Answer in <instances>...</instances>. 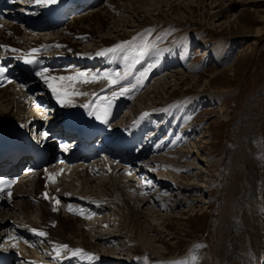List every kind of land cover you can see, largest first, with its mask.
Segmentation results:
<instances>
[{
  "label": "bare ground",
  "instance_id": "bare-ground-1",
  "mask_svg": "<svg viewBox=\"0 0 264 264\" xmlns=\"http://www.w3.org/2000/svg\"><path fill=\"white\" fill-rule=\"evenodd\" d=\"M12 1L10 9H13V11L20 9L18 8V3ZM101 1L97 0L96 3L86 6L83 10L82 8H77L72 21L55 30L42 20H38L34 24L29 19L25 21L24 17L20 16L19 13L8 12L6 19L0 20V49L2 52L11 51L20 55L23 53L32 54L34 50L44 49L42 56L48 61L49 66L55 61L59 64L64 61L65 63L60 67L73 64L84 66L83 68L85 69L87 67L92 68V70L88 71L87 77H85L90 81L89 83H83L82 79L84 78L72 81H59L58 79L52 81L58 90H67L69 93H86V95H70L68 99L71 100L72 104L62 105L59 103L56 95L53 94L41 77L25 85L24 88H18L13 83L8 88L1 90L0 126L14 121L15 118L25 114L26 99L32 100L42 97L45 105L51 107L52 110L59 106L62 108L74 106V109L77 107V109L83 110L85 109L84 105L88 104L93 98L96 99L98 104L106 101L104 98L112 100L111 103L127 104L140 92L135 97V101L139 104L137 103L138 107L136 110L134 109V114L142 116L143 119L147 117L152 120L159 117L163 118L164 116L169 117L167 116L168 111L174 113L176 117L184 114L183 116L186 118L184 110L204 98L205 91L202 89L205 87L210 88L211 84L208 81L203 83L200 79L201 77L198 78L200 67L187 66V63L181 65L174 61L176 52L180 51L185 58L190 54L189 44L191 41L187 36L184 38L185 41L182 46L175 45L172 48H156L153 46L151 51L142 57L144 61L142 65H139L140 67L135 75H133L134 73L131 74V71H126L130 77L122 83V87H131L132 90L123 96L118 95L115 99H112V93L119 92L121 87H117L116 90L108 93L109 87L112 85L110 86L107 80L97 79L92 81L91 78L93 76L102 77L104 74L114 77L118 74L115 64L124 65L125 62H128V59H131V55L135 56L140 51L139 47H136L138 46L136 42L128 45V41L138 39L141 35L145 36L151 26L160 24L167 18L174 21H181L182 19L185 21V14L187 12L193 13L192 8L200 7L202 9L200 11H203L210 18L208 24L212 22L210 27L222 28L225 25L229 26L230 20H235L236 16L232 14L228 21L223 20L222 9L227 5L226 0H160V3L157 1L159 4L150 3L151 0H104L100 5ZM30 2L32 3L27 7V15L30 12L37 13L40 10L39 8L46 10L54 6L53 4L37 5L35 0H30ZM149 3L150 6L147 8L146 5ZM31 6L34 7L31 8ZM175 8H180V12L178 14L174 12L169 15L168 12L171 10L172 12L175 11ZM201 14L204 17L202 12ZM128 15L130 16L128 17ZM33 16V18L36 17L34 14ZM204 19L206 18H202L203 22L205 21ZM16 22L20 23L21 30L16 25H13ZM12 29L19 35L14 34ZM129 30H134V32ZM17 35L18 39L16 40ZM83 42L86 44L87 42L88 44L90 43L89 45L92 49H87V46H83ZM118 45H124V47L114 53L109 52L104 56L97 55V53L104 50L116 48ZM27 50L28 52H26ZM128 51H132L133 54L132 52L128 53ZM100 56H103V58L98 60L97 58ZM113 56L115 58L112 60ZM103 63H105L103 67L111 68L109 72H103V74H100L99 71L95 72L96 74L92 73L96 67L100 66L99 64L102 66ZM186 67L188 68L186 69ZM175 68L178 70L173 71L172 74H166L167 69ZM189 69L194 73L190 80L195 81L193 90H195L196 94L193 97H185L175 102L171 100L172 96H169L168 99L164 98V96H168V91L173 87L169 86L172 85V82L167 81L169 79L175 81V86L178 88L187 84L190 81L186 77ZM52 70L49 67L45 75L59 78L75 77L78 74V72L70 73L64 71L52 73ZM125 73L121 75L125 76ZM157 77L160 78L152 85V80ZM137 79H140L139 84H137ZM144 89L147 90L145 91ZM197 89L200 91H197ZM212 94H215V92H212ZM145 113L148 115L145 116ZM32 115L39 114L33 112ZM183 116L181 119H184ZM181 119L178 120V123L181 122V126L185 127L188 122L186 119L183 121ZM177 126L179 127L180 124ZM181 126L180 129L183 128ZM53 127L57 128L55 123ZM166 129L164 128L162 131H166ZM117 130L119 128L116 124L113 131L119 134L123 133V131L118 132ZM144 130L147 129L144 128ZM147 131L149 132L151 129ZM182 131L186 138L189 132L184 129ZM174 134L171 136L169 143L164 144V146L161 145L159 148H154L157 142L154 137H151L149 139L151 143L148 141L151 147L147 143V147L141 152L145 155L144 157L149 152L148 156L137 165L133 162L132 165L135 167H132L131 171L128 170L131 165L126 166L130 177H126L123 165L115 164L113 166V159L106 162L97 160L95 164H79L73 168L65 169L64 172L68 171V175L64 173L59 178L58 184H49L45 180L38 178L37 180H31L32 182L30 181L25 185L16 187L12 193V204L0 206L1 241L12 232L20 236L23 264H61L63 261L67 264H129L125 261V257L120 255L121 252L126 250L125 247L123 248V241L128 245V252L133 255L131 256L139 259L138 262L133 264H142V258L149 260L154 256L162 261L167 259L164 256L163 248L155 246L158 239L162 238L161 234L164 229L167 228L165 222L172 218L171 216L167 218V213H173L175 209L185 205L186 207L190 206L194 198L187 200L185 203L184 199L179 200V197H183L189 192L202 193L204 188L199 186V183H189L202 178V176L194 177L191 174V170L197 169L196 167L199 165L195 160L190 161L192 157L190 148H193V146L189 145L184 148L186 150L182 149L183 147H179V144L181 145L182 140L185 139L182 136L183 134L180 136L179 141V136H174ZM170 143L172 145L167 150L166 146ZM177 146L181 150H178L176 155L175 152H169L170 149L173 150ZM248 147L249 145L243 142V147L239 148L235 154L230 182L225 188L221 204L222 219L220 224L221 231L223 230L224 233L220 232L218 247L212 253V264L262 263L259 254H261V243L264 240V227L260 229L261 225L264 226L263 214L261 213L264 211V202L261 209H253V201L257 200V184L259 180L256 175V163L251 159L247 151L249 150ZM159 151L166 152L157 156L156 153ZM112 153V155L115 154L113 156L115 159L126 157L128 160H132L130 158L131 153H126L124 148L118 143ZM134 156H136L134 159L137 162L138 153H135ZM92 159L95 158L92 157ZM158 170L161 173L158 172L159 174H157ZM154 171L157 174L156 176H153ZM142 173L146 175L143 177L145 178L144 180L141 178L143 176L141 175ZM178 173H185L186 176L177 177ZM103 176H106L104 178L107 179L106 183L98 185L97 182L101 181L100 177ZM147 176L152 178L149 179L150 185L149 181H147ZM138 178L139 184L137 185L135 182L138 181ZM179 178H182L185 182L187 181L186 184L178 182ZM173 179H175L174 182ZM167 180L170 183L166 182ZM153 184L156 185V188L151 197L145 192H149L147 186H151L153 189ZM171 191H173V195ZM167 193L169 195L165 198L164 196ZM45 194H47V198ZM129 198L136 202L138 211L134 210L135 208H131ZM262 198L264 199V194ZM56 201L61 203L59 212H53V209L56 208L54 207ZM79 206H82L85 212ZM158 208L160 210L165 208L164 212H167L166 215H162ZM146 210L147 214L143 212ZM59 213L69 214L67 216L68 219L60 220L59 225L52 228V224L48 219L51 217L56 220ZM155 214L158 218H155ZM99 215L105 216L99 220ZM33 218H37L39 223L35 222ZM144 218L146 220L143 222L142 219ZM147 218L151 219L153 223L158 220H161V222H157V225L154 226ZM10 219H13L12 223L9 222ZM119 219H121L118 222L120 227L116 226V229L120 230V234L110 232L109 222L112 221L115 225L118 224L117 220ZM93 221L106 225L108 234L97 232L95 229H99L98 227L103 231L104 228L101 225L91 226L90 224ZM145 223L148 224L146 225ZM161 227L162 229H160ZM36 232H44L46 236H37ZM66 232L71 234L69 238L66 237ZM128 233L134 234L132 239H130V234L128 235ZM32 242L40 243L43 246L42 248L45 245L47 246L48 249H43L46 250L44 251V258L36 257L37 250H33L34 245H32ZM108 244L113 245V248L108 249V251H111L112 256L117 255L116 257H101V251L105 249L103 246ZM63 245H67V249H64ZM76 249H80L82 252L74 256L73 252ZM119 251L120 253H118ZM136 252H141L142 254L136 255L134 254ZM102 253L104 254V252ZM139 256L140 258H138Z\"/></svg>",
  "mask_w": 264,
  "mask_h": 264
},
{
  "label": "rangeland",
  "instance_id": "rangeland-1",
  "mask_svg": "<svg viewBox=\"0 0 264 264\" xmlns=\"http://www.w3.org/2000/svg\"><path fill=\"white\" fill-rule=\"evenodd\" d=\"M103 1L104 0L101 1L100 5ZM157 1L160 3V0H151L150 3L159 4ZM150 3L148 5L145 4L147 8L150 6ZM226 3V7L222 9L223 20L228 21L232 14L236 16L235 20H230L229 26L225 25L222 28L216 26L210 27L212 23L210 22V24H208L210 18H208L203 11H200V7H195L192 8L193 13L187 12L185 14V21L184 19L181 21H174L167 18L162 21V23L151 26L150 30L145 33V36L141 35L138 39L136 38L133 41L127 42L128 45L136 42V44H138L136 47L140 49L137 55H131L130 57L133 64L129 59L127 60L131 63L132 67H135L139 64V61H144L142 57L150 52L153 46L156 48H172L175 45L182 46L185 41L184 38L187 36L191 41L189 44L190 54L185 58L181 55L182 53L180 51L176 52V55L174 54V61L181 65L187 63V66L200 67L198 78L201 77L200 79L203 83L208 81L211 84L210 88L205 87L202 89L205 92L204 98H202L200 102H196L192 107L184 110L186 118L183 116L184 114H180L176 117L174 113L168 111L167 116L169 117L164 116L163 118L159 117L152 120L148 118L147 120L148 123H155L156 129H166L167 127L166 131L164 130L162 132V134H164L162 140L172 136L175 130L176 133L174 136H179L178 141L182 134L183 138H185L184 132H181L182 129L189 132L186 135L187 137L182 140V144H179V147L182 146V149H184L189 145L191 147L193 146V148H190L192 154L190 161L195 160L199 165L196 167L197 169L191 170V174L194 177L202 176V178L198 181H191L189 183L196 182V184L199 183L198 185L204 188L202 193L189 192L183 197H179V200L184 199L185 203L187 200L194 198V204L192 203L190 206L186 207L184 204L185 206L175 209L173 213L164 212V210H166L165 208H161V210L158 208L159 212H162V215H166L167 213V218L169 216L172 217L171 220L165 222L167 228H165L161 234L162 238L160 240L158 239V241L156 239L157 243L155 244V246L163 248V253H165L164 256H166L167 259L162 261L155 256L149 260L147 258H142V264H212V253L218 247L220 232H223V230L221 231L220 222L222 219L221 204L225 188L230 182L231 168L235 162L234 158L236 151L243 147V142L249 145V150L247 151L251 159L256 163V175L259 180L257 184V200L255 199L253 201V209H261L264 202L262 198L264 194V0H226ZM175 9L176 10L173 12L172 10L169 11V15L174 12L177 14L180 12V8ZM201 12L206 18L204 22L202 21L204 17H202ZM129 16L130 15H128V17ZM143 17H145V15H143ZM13 25L19 28L21 26L20 23L17 22L13 23ZM134 30L129 31L134 32ZM13 33L19 35L15 30H13ZM18 35L15 38L16 40L18 39ZM87 44L83 42V46H87V49H92L89 45L90 43ZM131 52L132 51H128V53ZM141 52H143V55H140ZM128 62L124 64L129 65ZM99 65V68H102L101 64ZM140 65H142V63ZM70 66L74 70L70 71L67 66H57L59 70L56 71L83 73L80 71L86 70L85 73L88 74V71H90V69L92 70V68L88 67L85 69L83 68L84 66L75 70L80 66L73 64ZM187 68L188 67H186V69ZM137 69L134 74L132 68L127 69V71L130 70L131 74L135 75ZM176 70L178 69H167L166 74H172V72ZM98 71H96V73ZM52 73L56 72L52 70ZM192 76H194V73L191 72V69L187 70L186 77L190 80ZM160 77L152 80V85ZM167 82H172V85L169 86L173 87L168 91V96H164L166 99L172 96L171 100L175 102L185 97H193L196 94L195 90H193L195 86V81L193 80L179 86V88L175 86V81L169 79ZM147 89L144 90L146 91ZM197 91L200 90L197 89ZM212 92H215V94H212ZM137 103V101H132L130 105L125 108L121 119H119V124L121 122H125L126 124L137 117L134 114L139 104ZM182 116L188 122L186 125L187 127L181 126V122L178 123V120H180ZM184 119L181 120L183 121ZM177 123L183 128L180 129ZM158 139H155V141ZM160 146L159 144L154 148H159ZM179 147L177 146L173 150L170 149L169 152H175L176 155L178 150H181ZM166 148L168 150L169 144ZM164 153V151H159L156 155L160 156ZM113 166H115L114 163ZM158 172L161 173L158 170L157 174H159ZM155 173L154 171L153 176L157 175ZM164 174H166V172H164ZM144 176L146 175L141 176V178ZM185 176V173H178L177 175V177ZM126 177L130 176L126 174ZM104 178H106V176L100 177L101 181H98L97 184L106 183L107 179ZM144 179L145 178H143V180ZM179 179L178 182L186 184L187 181H183L182 178ZM137 180H139V178ZM174 180L175 179H173V182ZM166 182H168V180ZM168 183H170V181ZM153 187L155 190L156 185L153 184ZM152 190L151 192H145V194H149L150 196L153 195L154 191L152 192ZM172 192L173 191H171V193ZM168 195L169 193L164 197L166 198ZM128 200L129 202L131 201V208H135L134 210L138 211L136 202L132 201L130 198ZM197 200H199V202H197ZM11 204L12 202L9 205ZM143 212L147 214V210ZM261 213L263 214L264 220V211ZM68 215L69 214L59 213V216L56 218L57 221L51 217L48 220L51 222L52 228H54L56 225H59L60 220H64L65 218L68 219ZM105 215H99V220ZM155 218H158L156 214ZM33 220L39 223L37 218H33ZM145 220L146 218L142 219L143 222ZM147 220L154 226L157 225V222H161V220H158L153 223L149 218H147ZM12 221L13 219L9 220L10 223H12ZM120 221L121 219L117 220V223ZM90 225L93 227L101 225L104 231L101 230L100 227H98L99 229H95L97 232L100 231L101 234H108V227L110 232L120 234V230L116 229V226L120 227V223L114 225V223L110 221L108 224L109 226L106 227V225L93 221ZM263 227L264 226L261 225L260 229H263ZM160 229H162V227ZM166 229H168V231H166ZM65 234L67 238L71 236L69 232ZM129 234L130 233H128V235ZM149 235H151V233H149ZM133 236L134 234H130V239H132ZM123 242V248L125 247L126 250L121 253L119 251L118 253L123 255L125 261L129 264L138 262L139 259L132 257L133 255L128 252V245H126L125 241ZM263 242L264 240L261 243V254L258 253L260 261L262 260L261 264H264ZM138 246L140 247L139 244ZM103 248L105 249L101 251L102 258H114L117 256H112L111 251H108V249L113 248V245L108 244L103 246ZM102 252H104V254ZM134 254L141 255L142 253L136 252ZM138 258H140V256Z\"/></svg>",
  "mask_w": 264,
  "mask_h": 264
},
{
  "label": "snow or ice",
  "instance_id": "snow-or-ice-1",
  "mask_svg": "<svg viewBox=\"0 0 264 264\" xmlns=\"http://www.w3.org/2000/svg\"><path fill=\"white\" fill-rule=\"evenodd\" d=\"M35 3L37 5H51V4L57 3V0H35ZM123 47H124V45H118L116 48H111V49L104 50V51H102L100 53H97V55H107L109 52L114 53V52H116L118 50H121ZM34 52H35V50H34ZM140 55H143V52H141ZM34 62L35 61L33 59H31V58L24 59V63L25 64H33ZM4 71L5 70L3 68H0V73H3ZM37 75H39L42 79H44V81L47 84V86L52 90L53 94L56 95L57 101L59 103H61L62 105H67V104L71 103V100L68 99V97L70 95H86V93H79V92L69 93L67 90H58V88L56 86H54L52 81H55L57 79L59 81H65V80L72 81V80H77L79 78H84V79H82L83 83H89L90 82L87 78H85V77H87L86 73H78L77 76H75V77H59V78L46 76L45 72H38ZM128 75H129V73L126 72L125 73V78H127ZM97 79L107 80L109 82V85L111 86V85L119 84L120 80H121V77H120L119 74H116L114 77L110 76L109 74H104L102 77L93 76L91 78L92 81H95ZM139 83H140V79H137V84H139ZM131 90H132L131 87H121L119 92H113L112 93V99H115L116 96H118V95L123 96L126 93L130 92ZM97 99H99V97H97ZM104 99L106 100V104L104 106L105 110L103 112V116L100 114L99 106L97 107V109H91L89 104H85L84 107L90 109V111H89L90 115H95L96 119L102 120V122L107 123L108 122V120H107V115H108L107 108H109L111 106L112 100L107 99V98H104ZM93 103H95V100L93 101ZM144 115L147 116L148 114L145 113ZM44 136L46 138L47 137V133H44ZM57 175H59V174L57 173ZM3 183H4L3 181H0V185H2ZM0 191H3L2 187H0ZM10 195H11V193H9V196ZM45 197L47 198V194H45ZM56 203L58 204L59 201H57ZM53 210L55 211L56 209L54 208ZM35 234L37 236H40V237H45L46 236V233H44V232H36ZM62 247L64 249H67V245H63ZM81 252H82V250L76 249L73 252V255L74 256L75 255H79ZM58 254H59V251H58Z\"/></svg>",
  "mask_w": 264,
  "mask_h": 264
}]
</instances>
